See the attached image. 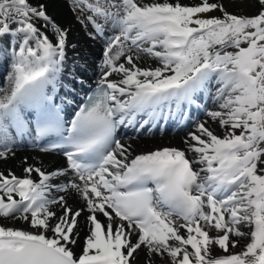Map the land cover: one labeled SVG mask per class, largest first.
<instances>
[{
    "label": "snow or ice",
    "instance_id": "6c2138e0",
    "mask_svg": "<svg viewBox=\"0 0 264 264\" xmlns=\"http://www.w3.org/2000/svg\"><path fill=\"white\" fill-rule=\"evenodd\" d=\"M74 4L104 48L97 87L69 120L72 83L86 80L68 67V30L46 0H0V61L11 66L0 160L25 139L66 159L22 177L0 171V264H140L141 252L144 264H264V0ZM140 54L159 66L141 67ZM204 94L222 135L200 122L184 149L137 155L117 139L123 126L189 119ZM17 221L28 227L8 226Z\"/></svg>",
    "mask_w": 264,
    "mask_h": 264
},
{
    "label": "bare ground",
    "instance_id": "6f19581e",
    "mask_svg": "<svg viewBox=\"0 0 264 264\" xmlns=\"http://www.w3.org/2000/svg\"><path fill=\"white\" fill-rule=\"evenodd\" d=\"M150 2V0H146ZM183 4H188V0H180ZM48 4V12L53 17L55 22L62 28L68 30V43L69 47L67 49V64L69 69L74 72L77 76H81L86 80V85L96 84L101 78V64H102V51L104 48V40L96 39L93 40L89 37L88 33L91 31L87 22H81L82 19L77 16L74 11L73 5L74 0H46ZM76 10V9H75ZM80 11V10H79ZM255 10H249L248 14H253ZM230 12H234L230 11ZM81 13V12H80ZM84 14V13H82ZM219 14V12H217ZM81 15V14H80ZM85 16V14H84ZM111 33H109L110 35ZM75 45V48H72L71 45ZM141 56L140 66L141 67H157L158 62L149 58L146 54ZM10 63L5 61H0V89L7 88L8 81L7 76L11 72ZM66 83H72L66 78ZM72 86L75 88V93L69 95L70 100H75L78 92L83 89L79 84L72 83ZM2 94V93H0ZM61 95H64V92H61ZM209 102V100H208ZM212 105H216L214 100H212ZM68 106L66 107V109ZM204 115V114H202ZM201 115V116H202ZM201 116L198 119H201ZM197 119V120H198ZM193 121L185 130L181 133H176L172 136L157 137L158 133L155 129H151L148 132H143L142 135H135L134 133H122L123 135L128 136V140H124L125 145L131 146V151L133 155L145 154L150 151H155L165 147H176L179 149H184L186 147L184 141L187 138V134L192 130L195 131L196 121ZM202 122L206 123L211 130L216 134L222 135L223 130L219 127L218 123L211 120L208 116L206 119H203ZM200 123V122H199ZM191 127V128H190ZM188 128H190L188 130ZM167 132L163 133L166 135ZM13 150L15 151V157H9L8 160H0V171H4L7 174L9 171L15 173L17 176H24V168L28 165H33L36 167H41L44 170L52 171L56 168L64 167L65 163L63 160L59 159L57 156L34 153L26 151L23 145L14 144L12 145ZM26 159V163H25ZM68 204L77 209L83 207V201L75 195L69 196ZM59 214V209H57ZM87 212L82 214L81 227L82 231L80 233V244H83L84 235L87 232V227H85V217ZM103 219V218H102ZM0 222H3L0 220ZM8 226L18 227V228H27V224L22 221H17L14 224H8ZM79 251V248L76 249ZM240 249H236L239 251ZM216 255L222 254L217 248ZM146 259L145 252L140 253V264H144ZM152 264H168L167 257L153 256Z\"/></svg>",
    "mask_w": 264,
    "mask_h": 264
},
{
    "label": "rangeland",
    "instance_id": "374dc122",
    "mask_svg": "<svg viewBox=\"0 0 264 264\" xmlns=\"http://www.w3.org/2000/svg\"><path fill=\"white\" fill-rule=\"evenodd\" d=\"M197 3H199V0H188V4L189 5H191V4H197ZM74 8V11H76L75 13L77 14V16L78 17H80L82 20H83V16H84V14L86 13V12H81L80 13V11H79V9H77L76 8V6H74L73 7ZM76 9V10H75ZM234 10V12L233 13H235V14H247V15H249L248 14V9H239V8H237V7H235V6H229L228 7V11H233ZM82 13H84V14H82ZM81 14V15H80ZM87 14V13H86ZM86 14H85V16H86ZM214 15H220V13L219 14H217V12L216 13H213ZM143 57V56H142ZM153 60H155V59H153ZM192 131V130H191Z\"/></svg>",
    "mask_w": 264,
    "mask_h": 264
}]
</instances>
